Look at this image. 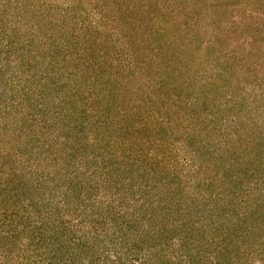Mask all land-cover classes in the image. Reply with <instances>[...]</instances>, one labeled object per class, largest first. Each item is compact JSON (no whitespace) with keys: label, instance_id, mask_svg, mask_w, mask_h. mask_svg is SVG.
Instances as JSON below:
<instances>
[{"label":"rangeland","instance_id":"obj_1","mask_svg":"<svg viewBox=\"0 0 264 264\" xmlns=\"http://www.w3.org/2000/svg\"><path fill=\"white\" fill-rule=\"evenodd\" d=\"M0 264H264V0H0Z\"/></svg>","mask_w":264,"mask_h":264}]
</instances>
